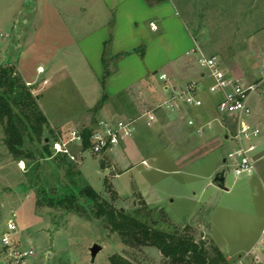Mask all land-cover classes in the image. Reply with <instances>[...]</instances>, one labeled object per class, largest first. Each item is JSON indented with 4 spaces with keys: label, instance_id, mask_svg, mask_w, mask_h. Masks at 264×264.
Segmentation results:
<instances>
[{
    "label": "rangeland",
    "instance_id": "374dc122",
    "mask_svg": "<svg viewBox=\"0 0 264 264\" xmlns=\"http://www.w3.org/2000/svg\"><path fill=\"white\" fill-rule=\"evenodd\" d=\"M92 1L95 2L0 0V49L3 55L7 54L9 58L19 55L22 47L18 48L17 42L26 46L35 28L52 21L48 14V18L40 22L43 10L53 6L59 14V22L56 21L61 26L65 25L76 40L72 43L69 37L66 38L63 28H59V38L64 45L59 49L56 63L65 66L70 77L79 85L93 87L94 79L86 74L87 65L81 59L77 43L85 32L110 19V14L96 11L97 6H91ZM173 2L175 20L183 18L189 27L186 30H190L195 37L197 50L196 54L173 69L175 72L168 73L172 81L175 80L173 84L177 90L190 81L200 79L196 66L198 54L216 57L231 76L258 83V90L252 95L250 104L253 108L252 121L257 120L261 135H264V78L260 70L264 58V0ZM41 41L48 43V36ZM24 50L26 54L29 51L27 48ZM39 55V52L32 54L35 60ZM105 62L108 72L115 70L117 60ZM2 66L15 67L19 78L17 85L24 84L26 88L17 89L14 93L8 88L0 89L13 109L12 120L23 137L20 153H11V157L14 161H24L23 168L20 166L19 169L16 164H3L5 158L0 157V244L8 221L13 220L17 225L13 236L16 246L21 248L22 243L27 248H33L35 254L30 258L34 257L37 264H112V255L125 258L129 261L127 264H170L157 247L129 246L117 232L106 226L105 221L96 218L93 202L80 193L84 186L90 185L116 208L167 232L178 231L203 242L210 261L221 263L213 238L218 243L224 240L221 222L224 199L211 197L209 193L200 197L199 188L212 172H215L213 176L224 173L228 181L234 178L229 162H224L234 143L225 139L224 134L211 140L210 129L206 128L203 134H199L185 123L188 113L203 125L216 115L218 96L208 91L210 79L200 82L202 89L199 94L205 102L203 107L190 109V106L179 102V110L168 112L164 108L158 109L159 123L156 121L148 127L144 120H138L137 134L112 151L94 154L74 144L71 149L77 159L71 160L51 150L54 139L60 136L68 139L72 128L82 130L91 127L104 117L136 119L142 116L171 96V90H164L158 80V75L168 69L158 67L156 80L143 79L108 104L110 108L100 112L98 108L87 109L82 105L70 78L57 89L44 80L46 74H39L37 80L27 83L16 61ZM191 72L193 78L190 77ZM27 92L35 99V105L45 121H37L34 115L29 118L25 115L26 109L19 104V100L23 94L27 101ZM211 108V112L207 113V109ZM219 118L232 132L233 122L227 117ZM6 122L7 118L0 120V144L4 134L6 136ZM221 131L226 133L227 130L222 127ZM46 138L49 139L48 145ZM127 144L131 148L129 154H126ZM144 161L148 165H143ZM73 194L78 196L77 207L70 209L58 203ZM209 198H212V204H206ZM211 217L214 226L210 235L206 229L200 232L197 223L207 225V218ZM94 244L102 246L95 257L91 252ZM47 250L52 253L51 256ZM231 254L234 259L238 258V253ZM116 262L126 264L119 259Z\"/></svg>",
    "mask_w": 264,
    "mask_h": 264
},
{
    "label": "crops",
    "instance_id": "0c3cea01",
    "mask_svg": "<svg viewBox=\"0 0 264 264\" xmlns=\"http://www.w3.org/2000/svg\"><path fill=\"white\" fill-rule=\"evenodd\" d=\"M93 5L97 6L96 11L110 14V19L100 22L98 28L85 32L77 43L81 59L83 58L87 65L86 74L94 79L93 87L87 88L81 83L79 85L70 77L65 66L56 63L59 49L64 45L62 38H59V28H63L66 38L69 37L72 43L76 40L65 25H59L58 10L53 6L43 10L44 14L40 21H45L50 14L53 22L47 21L45 25L35 28L26 46L17 42V47H22L19 55L9 58L7 54L3 55V50L0 49V65L16 61L19 72L27 83L37 80L39 74H46L44 80L57 89L68 80L67 78H70L81 98L82 105L87 109L98 108L101 112L103 109L110 108L108 104L116 97L126 94L131 87L137 86L143 79L156 80L158 67H166L168 70L164 72L167 73L175 72L173 69L182 65L192 54L197 53L195 37L190 30H186L189 27L183 18L177 17L175 20L173 0H95L91 6ZM47 36L48 43H42L41 40ZM139 47L144 50L143 56L140 52L133 50ZM24 48L29 50L27 54L25 50L23 52ZM128 51L133 52L120 57L115 70L109 72L105 78L107 66L105 61L112 60L116 55ZM36 52H39L41 57L39 55V58L35 60L32 54ZM190 75L193 78L192 72ZM199 75L201 76L200 71ZM197 80L201 81V78ZM173 82L175 83V80ZM56 92L59 94L58 91ZM208 105L213 108L211 103ZM212 108L207 109V113L211 112ZM190 109L194 108L190 107ZM188 115L185 121L187 125L191 117V114L188 113ZM219 117L216 113L206 122L211 124L208 131L211 140L219 139L222 134L227 139V131L226 133L221 131L222 127L225 129L226 127ZM213 123H215L214 129ZM251 123L258 126L257 120H251ZM5 139L4 134L0 144V157L5 158L3 164H16L19 169L20 166L23 168L24 161H14ZM127 147L126 154H129L131 148L128 144ZM224 162H227L226 158ZM213 173L215 172L209 174L208 179L199 188V195L201 197L209 193L211 197L218 196L224 199L221 215L224 240L218 243L213 238L215 246L224 254L228 263L237 264L242 259L240 264H264V248L259 247V243L264 242V135H261L259 139V158L252 175L240 178L234 174V178L230 181L225 175L227 189H222L212 183L215 177ZM211 199L209 198L206 204L208 202L212 204ZM196 226L200 232L206 229V233L210 235L214 220L212 217L207 218V225L199 222ZM27 240L31 243L30 239ZM20 245L21 248L25 247L22 243ZM49 252L47 250V254ZM50 253L49 256L52 255ZM231 253H238V258L234 259ZM33 258H28L21 264H37ZM0 264H9L1 244Z\"/></svg>",
    "mask_w": 264,
    "mask_h": 264
},
{
    "label": "built area",
    "instance_id": "2783aa9c",
    "mask_svg": "<svg viewBox=\"0 0 264 264\" xmlns=\"http://www.w3.org/2000/svg\"><path fill=\"white\" fill-rule=\"evenodd\" d=\"M197 66L200 71L201 81L210 79L208 91L218 96L216 112L221 117L229 118L233 124V131L226 127L229 134L227 139L231 140L235 146L226 157L231 171L237 176H250L255 172L256 163L259 158V139L261 129L251 123L253 108L250 99L258 90V83L250 82L240 77L231 76L216 57L206 56L202 53L197 55ZM264 78V58L260 66ZM159 82L164 90H171L169 99L162 101L155 108L147 110L142 116L132 118H111L104 117L91 126L90 147L84 149L82 130L72 128L68 139H54L51 143V150L55 154L68 156L71 160H76L77 156L72 151V145L78 144L83 147V151L89 150L94 154H101L120 146V144L134 136L137 132V121L142 119L146 126L151 127L157 121L158 109H165L173 112L180 109L179 102L193 107L201 108L204 105L200 97L202 88L201 81H190L179 90L173 84L172 78L166 72L158 75ZM188 125L195 128L199 134H203L205 129H210L211 124H198L194 118L188 119ZM143 164H147L146 161ZM17 225L15 221L9 220L7 230L3 233L1 245L3 253L9 264H21L35 254L33 248H19L16 246L13 236L16 233ZM259 247L264 248V242L259 243Z\"/></svg>",
    "mask_w": 264,
    "mask_h": 264
},
{
    "label": "trees",
    "instance_id": "16d2710c",
    "mask_svg": "<svg viewBox=\"0 0 264 264\" xmlns=\"http://www.w3.org/2000/svg\"><path fill=\"white\" fill-rule=\"evenodd\" d=\"M134 51H140V54L144 55V50L139 48L133 49ZM133 51H128L116 55L113 59L116 61L120 57L128 55ZM106 74L109 73L107 67L105 68ZM19 78L13 66L0 67V89L8 88L11 93L17 92V89H24L25 85H17ZM7 91V92H8ZM6 92V93H7ZM27 101L23 97L20 98L19 104H23V108L26 109V116L32 117L34 115L37 121H45L44 115L39 111L35 105V99L32 98L30 92H27ZM7 118L5 123L6 132V144L11 153L18 155L20 153L19 146L22 143V134L19 131L17 125L13 122V109L10 106L8 100L3 94L0 93V120ZM32 119V118H31ZM33 129H37L35 125ZM83 135V147L88 149L90 147L91 127H84L82 129ZM57 137L58 138H61ZM46 141V139H45ZM48 145V142H46ZM81 195L87 196L93 204L95 209V217L105 221V224L112 231L117 232L127 245L138 244L140 246H154L157 247L162 253L165 260H169L170 264H227V259L224 254L218 250L219 262L213 263L208 257V252L203 242H197L194 238L180 234L178 231L170 233L162 228L156 227L138 218L130 213H127L123 209L116 208L113 204L105 200L99 192H97L92 186L86 185L80 191ZM54 204L53 201H50ZM78 196L73 194L66 198L60 199L58 203L66 208L77 207ZM117 259L122 260L126 264L129 263L125 258L121 256L112 255L110 260L112 264H117Z\"/></svg>",
    "mask_w": 264,
    "mask_h": 264
},
{
    "label": "water",
    "instance_id": "95a60500",
    "mask_svg": "<svg viewBox=\"0 0 264 264\" xmlns=\"http://www.w3.org/2000/svg\"><path fill=\"white\" fill-rule=\"evenodd\" d=\"M46 142H49V139L46 138ZM212 183L222 189H227V187L225 186V174H217L214 179L212 180ZM102 249V246L98 245V244H94L91 247V252H92V256L95 257L96 254Z\"/></svg>",
    "mask_w": 264,
    "mask_h": 264
}]
</instances>
